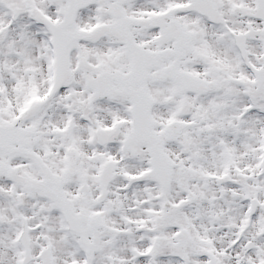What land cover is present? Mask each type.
<instances>
[{
    "label": "snow or ice",
    "instance_id": "obj_1",
    "mask_svg": "<svg viewBox=\"0 0 264 264\" xmlns=\"http://www.w3.org/2000/svg\"><path fill=\"white\" fill-rule=\"evenodd\" d=\"M0 264H264V0H0Z\"/></svg>",
    "mask_w": 264,
    "mask_h": 264
}]
</instances>
